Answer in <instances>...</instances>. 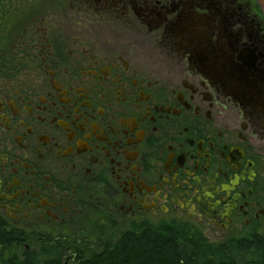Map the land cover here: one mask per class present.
Returning a JSON list of instances; mask_svg holds the SVG:
<instances>
[{
	"label": "flooded vegetation",
	"instance_id": "obj_1",
	"mask_svg": "<svg viewBox=\"0 0 264 264\" xmlns=\"http://www.w3.org/2000/svg\"><path fill=\"white\" fill-rule=\"evenodd\" d=\"M49 1L0 28V234L22 237L13 250L82 264L164 222L213 242L264 236L258 1Z\"/></svg>",
	"mask_w": 264,
	"mask_h": 264
},
{
	"label": "trees",
	"instance_id": "obj_2",
	"mask_svg": "<svg viewBox=\"0 0 264 264\" xmlns=\"http://www.w3.org/2000/svg\"><path fill=\"white\" fill-rule=\"evenodd\" d=\"M6 13L0 9V24ZM22 241L14 232L0 234V264H60L56 251L13 250ZM81 259L82 264H264V236L211 242L192 225L164 222L154 235L117 238L103 252L84 253Z\"/></svg>",
	"mask_w": 264,
	"mask_h": 264
},
{
	"label": "rangeland",
	"instance_id": "obj_3",
	"mask_svg": "<svg viewBox=\"0 0 264 264\" xmlns=\"http://www.w3.org/2000/svg\"><path fill=\"white\" fill-rule=\"evenodd\" d=\"M46 1L50 2L49 0H5L4 4H2V6H0V9H1V11H6L7 13L4 16V22L1 23L0 28H2V26L5 24V22H9V20H8L9 15H11V14L13 15L14 12H16L15 13V15H16L18 13V11H20L19 8H21L23 6H29V5L40 6V5H38L39 2L43 6V5H45ZM12 7H14V11L11 9ZM3 27H5V25ZM210 241L213 242L212 240H210Z\"/></svg>",
	"mask_w": 264,
	"mask_h": 264
},
{
	"label": "water",
	"instance_id": "obj_4",
	"mask_svg": "<svg viewBox=\"0 0 264 264\" xmlns=\"http://www.w3.org/2000/svg\"><path fill=\"white\" fill-rule=\"evenodd\" d=\"M257 1H258V3L260 4L261 8L264 11V0H257Z\"/></svg>",
	"mask_w": 264,
	"mask_h": 264
}]
</instances>
